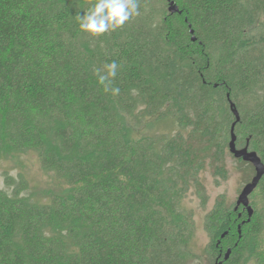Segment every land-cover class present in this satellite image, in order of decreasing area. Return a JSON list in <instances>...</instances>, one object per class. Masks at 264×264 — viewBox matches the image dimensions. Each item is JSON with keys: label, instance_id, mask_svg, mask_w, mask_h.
<instances>
[{"label": "trees", "instance_id": "1", "mask_svg": "<svg viewBox=\"0 0 264 264\" xmlns=\"http://www.w3.org/2000/svg\"><path fill=\"white\" fill-rule=\"evenodd\" d=\"M168 1L92 38L76 16L94 0H0V163L34 152L53 181L44 198L4 175L0 264H192L182 202L232 125L264 164V0ZM113 60L116 96L94 75ZM257 191L249 221L217 204L209 264H264V174Z\"/></svg>", "mask_w": 264, "mask_h": 264}, {"label": "rangeland", "instance_id": "2", "mask_svg": "<svg viewBox=\"0 0 264 264\" xmlns=\"http://www.w3.org/2000/svg\"><path fill=\"white\" fill-rule=\"evenodd\" d=\"M177 130V126L169 122L156 125L146 122L137 126L136 133L141 135L156 132L174 135ZM5 174L14 177L20 174L40 197L45 198L52 191L53 181L49 175L41 171L37 155L34 152L14 155L0 163V187L3 188ZM252 176L251 166L236 161L230 155L227 147L221 154L219 164H214L209 160L203 164L197 176V184L190 185L187 196L182 202L183 210L190 214L188 250H190L189 256L192 259V264L210 263L208 246L215 229L211 214L214 213L219 203L228 208L233 206L242 188ZM249 199L254 208L261 210L262 201L258 191ZM244 264H254V261L252 258H248Z\"/></svg>", "mask_w": 264, "mask_h": 264}, {"label": "clouds", "instance_id": "3", "mask_svg": "<svg viewBox=\"0 0 264 264\" xmlns=\"http://www.w3.org/2000/svg\"><path fill=\"white\" fill-rule=\"evenodd\" d=\"M140 15L139 0H94L88 10L76 16L78 30L89 37L99 38L121 29L125 24ZM120 65L113 60L96 69L94 75L97 84L104 92L113 96L119 94L120 89L113 86Z\"/></svg>", "mask_w": 264, "mask_h": 264}, {"label": "water", "instance_id": "4", "mask_svg": "<svg viewBox=\"0 0 264 264\" xmlns=\"http://www.w3.org/2000/svg\"><path fill=\"white\" fill-rule=\"evenodd\" d=\"M168 11L171 14L180 13L177 5L174 4V2L170 1V0L168 1ZM230 108L232 109V112L235 115L236 122H237L238 121V115H237L236 111L233 109V104H230ZM233 127H234V125H232L231 140L228 144L229 153L235 159L242 160L243 162L250 164L253 167L254 172H255L251 181L249 183H247L242 188L240 194L237 197L236 207H235V210H236L237 207H239L240 205L243 206V208H245V210L247 211L248 221H249L250 217L253 215V209L249 205V196L255 190L260 179L262 178V176L264 174V164L262 163L260 157L257 155L256 152L249 151L247 147H245L243 149H238L236 147V144H235L236 137L233 134ZM229 254H230V250H227V252L224 256V260L228 259ZM215 264H222V262H216Z\"/></svg>", "mask_w": 264, "mask_h": 264}]
</instances>
